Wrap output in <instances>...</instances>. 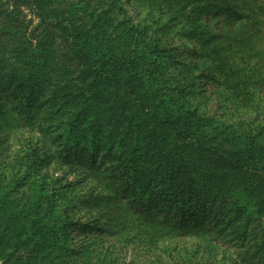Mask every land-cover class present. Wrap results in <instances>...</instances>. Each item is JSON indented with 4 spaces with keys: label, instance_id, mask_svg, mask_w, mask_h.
Segmentation results:
<instances>
[{
    "label": "trees",
    "instance_id": "16d2710c",
    "mask_svg": "<svg viewBox=\"0 0 264 264\" xmlns=\"http://www.w3.org/2000/svg\"><path fill=\"white\" fill-rule=\"evenodd\" d=\"M135 1L146 19L124 0H0V264H123L105 240L138 235H198L210 254L197 264H264V227L248 212L264 213V61L228 62L211 21L244 12ZM155 10L192 40L187 61ZM202 79L251 117L202 115L191 100Z\"/></svg>",
    "mask_w": 264,
    "mask_h": 264
},
{
    "label": "rangeland",
    "instance_id": "374dc122",
    "mask_svg": "<svg viewBox=\"0 0 264 264\" xmlns=\"http://www.w3.org/2000/svg\"><path fill=\"white\" fill-rule=\"evenodd\" d=\"M124 1L127 10L136 21L146 19L150 7L140 5L135 0ZM96 4L100 5V1H97ZM235 4L244 12L245 17L241 19L243 21L214 15L213 19H211L212 29L214 33L219 35L218 44L222 46V56H225L228 62L234 64L237 61L239 67L255 66L258 60L264 61V10L261 11V8H259L264 5V0L220 1L221 6H233ZM155 11L154 14L160 13L163 19L162 24L167 27L165 34L169 39V44L176 47V50L181 54V58L187 61L189 57L187 52L193 45L192 40L182 35L180 25L173 24L168 11L165 13ZM155 26L157 24L154 23L153 27ZM237 34L248 37L250 40L255 36L258 46L253 49L248 40H245L243 48L237 46L234 38ZM246 49H249V51H246ZM193 62L199 64L202 70L210 73L211 68L208 63L201 60H194ZM260 66L264 75V63L261 62ZM215 76L218 75L215 74ZM254 76L255 73L249 78V82L253 81ZM202 80V85L206 90L191 96L193 105L199 109L202 115L215 117L228 124L251 117L250 108L244 107L246 106L245 104L233 103L229 87L217 80ZM257 92L260 94L259 96H264V87L257 88ZM262 118L263 115H261V121ZM64 174V169L56 172L57 176ZM77 190L82 191V187L78 186ZM250 204L248 212L254 216H259L260 222L264 227V213L259 215L255 211L256 208ZM77 215H81L83 221H86L94 215V212L78 210ZM82 240L88 242L89 238L84 237ZM115 240L106 239L105 249L111 245L113 256L123 264H197L204 261L210 254L203 240L198 235L167 236L157 243H152L147 237L141 235L121 237L118 239V243H115L117 241Z\"/></svg>",
    "mask_w": 264,
    "mask_h": 264
}]
</instances>
